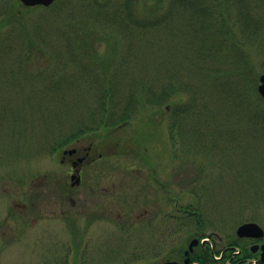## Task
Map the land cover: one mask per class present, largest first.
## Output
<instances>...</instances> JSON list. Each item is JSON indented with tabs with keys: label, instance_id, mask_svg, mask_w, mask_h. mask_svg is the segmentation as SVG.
Segmentation results:
<instances>
[{
	"label": "rangeland",
	"instance_id": "374dc122",
	"mask_svg": "<svg viewBox=\"0 0 264 264\" xmlns=\"http://www.w3.org/2000/svg\"><path fill=\"white\" fill-rule=\"evenodd\" d=\"M15 1L0 0V23L8 22L0 27V264L83 260L70 233L74 228L77 241L82 231L66 220L80 209L62 205L60 187H49L68 182V167L60 163L68 137H95L102 156L93 172L102 166L106 185L116 187L110 196L121 202L118 211L128 213L117 222L120 234L107 224L100 260L85 252L89 259L81 264H163L196 232L205 233L215 255L217 262L208 264H222L215 252L237 238L239 225L264 229V103L258 102L264 99L256 92L264 73V0H55L47 8L17 0L9 20ZM149 13L153 22L137 23ZM123 21L131 26L120 28ZM248 64L251 71H243ZM138 82L154 94L175 91L159 106L129 109L117 133L77 134L75 123L96 112L93 86L113 93L117 83L125 92ZM121 111L120 105L115 112ZM153 172L170 200L152 185ZM45 188L61 207L37 202ZM20 191L27 205L22 215L12 208ZM143 209L150 215L136 220ZM150 219L152 232L145 228ZM127 225L145 229L136 235ZM236 250L228 258L239 256Z\"/></svg>",
	"mask_w": 264,
	"mask_h": 264
},
{
	"label": "flooded vegetation",
	"instance_id": "af4514ba",
	"mask_svg": "<svg viewBox=\"0 0 264 264\" xmlns=\"http://www.w3.org/2000/svg\"><path fill=\"white\" fill-rule=\"evenodd\" d=\"M123 125L117 126L113 128L117 133L118 129H121ZM113 131V132H114ZM92 134V133H91ZM95 134V133H93ZM112 134V133H111ZM87 139L85 136H81L78 138H73L72 141H69L66 139L63 143L64 147L62 149V158L60 160L61 164H65L68 169L65 172V175L69 178L68 182H60L61 186L56 185V182H50V192L52 191H58L57 188L60 187L59 191L60 193V200H62V205L64 202L67 201L69 203L71 209H80V212L72 213L70 216L68 214L66 220L70 221L69 223L73 225L75 228L76 226L79 227V229L82 231L81 235L78 237L77 241L75 240L76 232L74 228H71V239H72V250L74 251L75 246H80L82 249L79 251L81 253V257L83 258L81 263L87 259L88 257H83L85 252H97L99 260L101 258V255L99 252L105 250L106 248V236H107V224L110 223L114 229H109V231H116V234H120L121 227L117 224V222L123 221V219L128 217V213L124 214L120 211H118V207L120 206L121 202L117 203L115 200L116 197L110 196L111 193H116V187L113 186H107L106 181H104V176L101 172H103L102 166L99 165L100 168L97 169L99 173H95V168L97 167L96 162L98 161V158L102 156L101 153H98L100 151V145H97V142H95V137L93 136L92 140ZM88 140L89 142L84 144L83 141ZM148 165V164H146ZM150 178H152V185H156L160 188V191L163 193V197L165 198V201L170 200V191L167 189V184L164 182L158 181L156 179V174L153 172L151 174ZM21 183V182H20ZM19 200L17 203L13 200L12 208L16 210V212H20L22 215L24 212L27 211V205H25V201H22L24 198V195L21 194ZM109 194V197L113 199L112 201H105V195ZM39 198L37 202H40V205H44L45 208H49L47 205L48 203H51L55 208L61 207L60 204L57 202L56 198L52 195L47 194V188L42 189V192L39 193ZM78 197V198H77ZM26 198V196H25ZM54 198V199H53ZM115 200V201H114ZM31 204L34 205L36 202L31 201ZM51 205V206H52ZM5 209L7 211V215L9 214V210L11 209V205L8 203H5ZM50 206V207H51ZM116 210V212H115ZM37 211L39 213L42 212V207H38ZM180 211V210H179ZM63 210H61V213ZM6 215V216H7ZM79 215V216H77ZM150 215V212H148L147 209H143V211L135 216L136 220L147 218ZM110 216V217H109ZM184 219V218H183ZM182 219V220H183ZM67 221V222H68ZM115 223V224H114ZM69 224V225H70ZM181 227H182V221H181ZM127 225L126 228H128L127 233L135 232L136 235L138 232L143 231L139 229H148V231L153 230L154 223L153 219H150L145 222V227L143 228H135ZM74 230V231H73ZM86 232V233H85ZM152 232V231H151ZM113 233V232H112ZM111 233V234H112ZM84 234H86V238L84 239V242L82 243V239ZM263 238H244L243 240H246L247 247L250 250V254L252 257H249L244 260V264H264V261H262V245L264 244ZM75 240V241H74ZM204 241V240H203ZM208 240H206L207 242ZM199 243L197 246H193V250L188 253V255L185 254L186 249L182 251L179 255L177 254V258L174 259H166L164 263H176V264H202L200 261L194 260L191 261V255L195 253L196 250L204 249L207 250L208 246L207 243ZM75 244V245H73ZM187 248V247H186ZM78 251V250H77ZM241 252V251H240ZM239 252V253H240ZM73 254V252H71ZM85 256V255H84ZM93 257H95L93 255ZM85 258V260H84ZM91 259V258H90ZM94 262H97V259H93ZM75 259L73 258L72 264L75 263ZM78 262V261H77ZM78 262V263H80ZM193 262V263H192ZM80 263V264H81ZM163 263V264H164Z\"/></svg>",
	"mask_w": 264,
	"mask_h": 264
},
{
	"label": "trees",
	"instance_id": "16d2710c",
	"mask_svg": "<svg viewBox=\"0 0 264 264\" xmlns=\"http://www.w3.org/2000/svg\"><path fill=\"white\" fill-rule=\"evenodd\" d=\"M214 1V0H213ZM18 5V1L16 0L14 2V6L15 8H11L9 13L7 15H10L8 18L9 20L13 18V15L16 12V6ZM218 12H221L222 15V11H221V7L218 6V4L216 5ZM224 12V11H223ZM150 15H144L143 19L141 18L137 23L139 22H145L144 24L147 25V23H151L153 22L154 18H149L152 17V14L149 13ZM222 21L224 24H227V18H225L224 15H222ZM118 20L121 19L123 20L122 16L117 15ZM147 18V19H146ZM10 22V21H9ZM8 23V22H7ZM7 23H0V27L2 25H5ZM119 23V21H118ZM122 26L120 25L119 27H123L125 29L126 26H131L130 23L128 22H121ZM127 24V25H126ZM157 24V23H156ZM152 25V24H151ZM228 27V25H227ZM230 29V27H229ZM119 30V29H118ZM231 30V29H230ZM221 40V39H220ZM223 41V40H222ZM232 44L236 45L237 42H234V40H232ZM101 68L100 70L104 73V75L106 77H108L107 75V67L102 65L100 63ZM246 69H248L249 71H251V65L248 64V68L244 67L242 68L243 71H245ZM233 74H241V70L240 69H236L233 71ZM251 73V72H250ZM249 81H252V73L249 77ZM106 83V81H105ZM102 85V84H101ZM117 83H114V92L112 93L110 90H108V88H102L100 87V84L94 87V90L96 91V104H97V108H96V112L95 113H88L89 117L91 118H95V119H89L87 121H83V122H76V126L80 127V132H77V134H83V132H89L92 133L97 130H107V129H111V128H115L117 126H121L122 124H126V122L129 121V109H134V106L137 107V105L139 106L140 109H147L148 107H154V106H159L160 102H164L170 95V92H174L175 90L172 89V87H165V89H163V91H157L153 92V90H150L147 87H143L145 86L143 83H137L136 88H134L133 90H129V91H125V92H120L117 87H116ZM105 86V85H102ZM252 91V90H251ZM123 93V94H121ZM253 93V92H252ZM257 95V93H255ZM252 97L254 96V93L251 94ZM258 99H259V95ZM258 102L260 103H264L262 101V99L260 98L258 100ZM120 105L122 106V111L120 113H116L115 110L116 108ZM116 107V108H115ZM122 123V124H121ZM120 124V125H119ZM68 140H71V137L66 138ZM65 139V140H66ZM64 140V141H65ZM187 214L191 215V216H196V222H195V226L198 227V225L200 226V222L199 219L197 218V211L194 209V207L192 208H186L185 211ZM199 230V229H198ZM197 231V230H196ZM205 235V233L202 232H196L195 236H197L198 239L203 238ZM246 240L243 239H238L236 238L234 241L227 243V245H225L224 247H222V249H220L219 251L215 252V253H222V258H221V263L224 264L225 260L228 259L227 255V251L232 249V247H239L240 248V255L235 257L232 260L233 264H244V260L252 257L250 254V250L247 247L246 244ZM213 253L211 250H205L204 249H200L199 251L196 250L194 254H192L191 257V261L197 260L200 261L202 264H208L209 261H212L213 259ZM214 262V261H212ZM217 261H215L214 263H216Z\"/></svg>",
	"mask_w": 264,
	"mask_h": 264
},
{
	"label": "water",
	"instance_id": "95a60500",
	"mask_svg": "<svg viewBox=\"0 0 264 264\" xmlns=\"http://www.w3.org/2000/svg\"><path fill=\"white\" fill-rule=\"evenodd\" d=\"M22 5L26 7H35V6H43L48 7L52 3H54L55 0H19ZM260 82V83H259ZM259 86L257 88V92L261 95V97L264 99V74H261L258 79ZM237 237L239 238H263L264 237V231L263 229L256 223L253 222H247L239 225L236 229ZM198 240L193 239L190 241L189 245L187 246L188 249L185 252L186 255H188L189 252L193 250V246H197ZM262 261H264V244L262 245ZM164 264H176V263H164Z\"/></svg>",
	"mask_w": 264,
	"mask_h": 264
}]
</instances>
